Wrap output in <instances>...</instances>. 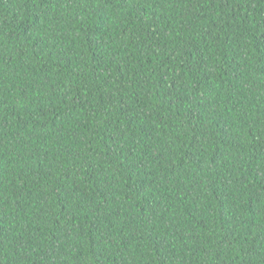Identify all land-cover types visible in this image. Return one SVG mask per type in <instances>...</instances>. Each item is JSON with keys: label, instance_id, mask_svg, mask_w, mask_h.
<instances>
[{"label": "trees", "instance_id": "trees-1", "mask_svg": "<svg viewBox=\"0 0 264 264\" xmlns=\"http://www.w3.org/2000/svg\"><path fill=\"white\" fill-rule=\"evenodd\" d=\"M0 264H264V0H0Z\"/></svg>", "mask_w": 264, "mask_h": 264}]
</instances>
